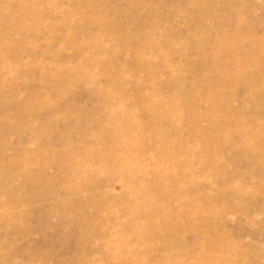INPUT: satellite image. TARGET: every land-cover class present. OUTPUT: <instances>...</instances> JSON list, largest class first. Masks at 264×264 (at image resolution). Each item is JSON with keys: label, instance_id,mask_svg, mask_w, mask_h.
I'll return each mask as SVG.
<instances>
[{"label": "rangeland", "instance_id": "obj_1", "mask_svg": "<svg viewBox=\"0 0 264 264\" xmlns=\"http://www.w3.org/2000/svg\"><path fill=\"white\" fill-rule=\"evenodd\" d=\"M262 86L264 0H0V264H264Z\"/></svg>", "mask_w": 264, "mask_h": 264}, {"label": "bare ground", "instance_id": "obj_2", "mask_svg": "<svg viewBox=\"0 0 264 264\" xmlns=\"http://www.w3.org/2000/svg\"><path fill=\"white\" fill-rule=\"evenodd\" d=\"M220 46H221V44H220ZM221 47H223V48L225 49V46H221ZM227 47H228V46H227ZM221 50H222V48H221ZM228 51H229V50H228ZM230 51H231V50H230ZM225 52H226V51H225ZM232 52H233V51H232ZM218 55H219V54H218ZM222 55H223V54H222ZM232 55H233V54H232ZM224 56H225V54H224ZM229 56H231V55H229ZM229 56H228V57H229ZM228 57H227V58H228ZM231 58H232V57H231ZM229 59H230V58H229ZM233 59H234V56H233ZM233 59H232V62H231V63H235V62H234L235 59H234V60H233ZM227 60H228V59H227ZM225 61H226V59H225ZM230 61H231V60H230ZM235 61H236V60H235ZM217 62H218V61H217ZM223 63H224V62H223ZM220 64H221V63H220ZM229 64H230V62H229ZM236 64H237V63H236ZM231 65H235V64H231ZM225 66H226V65H225ZM225 66H224V67H225ZM234 67H235V66H234ZM234 67H233V68H234ZM223 70H224V69H223ZM225 70H226V69H225ZM238 72H239V71H238ZM225 73H226V72H224V74H222V76H221L222 80H227L228 77H229V73H228V74H225ZM235 73H236V72H235ZM236 74H238V73H236ZM236 74L233 75V76H236ZM226 75H228V76H226ZM237 76H238V75H237ZM229 79H230V78H229ZM258 85H259V84H258ZM260 87H261V85H260ZM262 87L264 88V86H262ZM209 96H210V98H214L215 94H213V92H212L211 95H209ZM216 102H217V101H216ZM243 130H244V129H243ZM243 130H242V131H243ZM240 131H241V130H240ZM243 132H244V131H243ZM244 133H245V135H244L245 137H246L247 135H249V134H248V131H247V132L245 131ZM249 133H250V132H249ZM259 161H260V159H259ZM263 164H264V163H263Z\"/></svg>", "mask_w": 264, "mask_h": 264}]
</instances>
